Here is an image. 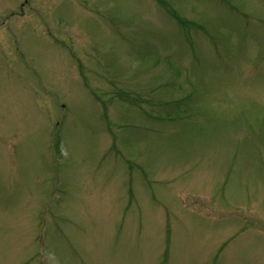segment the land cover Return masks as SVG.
<instances>
[{
	"label": "rangeland",
	"instance_id": "obj_1",
	"mask_svg": "<svg viewBox=\"0 0 264 264\" xmlns=\"http://www.w3.org/2000/svg\"><path fill=\"white\" fill-rule=\"evenodd\" d=\"M0 264H264V0H0Z\"/></svg>",
	"mask_w": 264,
	"mask_h": 264
},
{
	"label": "flooded vegetation",
	"instance_id": "obj_2",
	"mask_svg": "<svg viewBox=\"0 0 264 264\" xmlns=\"http://www.w3.org/2000/svg\"><path fill=\"white\" fill-rule=\"evenodd\" d=\"M26 0H24V2H25Z\"/></svg>",
	"mask_w": 264,
	"mask_h": 264
}]
</instances>
